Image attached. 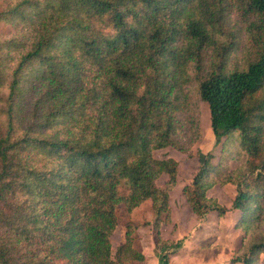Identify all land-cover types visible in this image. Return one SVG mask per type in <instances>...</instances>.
Here are the masks:
<instances>
[{"label": "trees", "instance_id": "obj_1", "mask_svg": "<svg viewBox=\"0 0 264 264\" xmlns=\"http://www.w3.org/2000/svg\"><path fill=\"white\" fill-rule=\"evenodd\" d=\"M233 12L250 44L231 69L235 41L219 35L238 36ZM0 23V264L143 262L131 225L115 251L111 236L117 204L146 200L169 264L160 225L178 161L153 152H187L178 137L194 97L214 142L236 139L246 163L204 153L183 197L200 220L223 216L208 192L231 184L242 237L229 264L264 263V0H5Z\"/></svg>", "mask_w": 264, "mask_h": 264}, {"label": "rangeland", "instance_id": "obj_2", "mask_svg": "<svg viewBox=\"0 0 264 264\" xmlns=\"http://www.w3.org/2000/svg\"><path fill=\"white\" fill-rule=\"evenodd\" d=\"M4 3L5 0H0V11L3 9ZM229 27L239 31H237L238 36L232 35L231 33L219 35L220 39L226 40L227 38H231L236 44L234 51L231 52L227 60L228 66L231 69L235 67H246L250 41L246 32V26L244 23H241L240 17L236 12L231 14ZM5 28L6 30L9 29L8 27ZM209 54L210 52L204 53L206 60L205 70L209 64ZM192 104L194 105H192L190 113L185 114L189 117L186 118L185 126L178 137L179 143L187 149V152H181L170 146L153 152L156 158L169 156L178 161V181L172 191V209L170 208L173 227L171 224L166 225L169 226L167 227L168 233L173 232V235L178 237L174 240L169 239L170 244L166 245V253L169 259L170 254L176 253L179 255L174 258L175 262L173 264H211L215 262L228 264L229 252L236 249L241 240L240 235L232 231L235 219L229 211L231 210L229 208L232 201V185L229 184L227 189L213 187L208 192L209 195H219V202L221 201L222 205L229 208L223 216H217L216 218H211L210 216L211 227L203 232V234L201 231L203 227L196 221L193 212L185 202L181 189L183 185L190 182L193 173L201 163L204 153L211 152L214 156L213 162L226 164L229 170L239 166H245L246 154L234 138L225 143H215L210 129L208 105L205 102L199 101L196 97L192 99ZM165 180L166 175L163 174L157 180V184L163 186ZM120 191L126 193L124 187H121ZM115 211L117 226L111 236L113 251L123 241L127 226L131 225L134 228L132 234L134 246L145 253L154 252L156 237L152 228L154 215L150 200L144 201L130 212L126 210L123 203H119ZM209 212L212 213L214 211ZM171 227L173 230H171ZM200 235L201 240L198 238ZM216 238L217 240L215 241ZM179 240H182L181 246L175 248L174 244ZM187 241L190 243H188L189 246L184 255L183 252H179V249L187 244ZM207 246L210 249L202 250L207 248ZM261 258L264 259V253L261 254Z\"/></svg>", "mask_w": 264, "mask_h": 264}, {"label": "crops", "instance_id": "obj_3", "mask_svg": "<svg viewBox=\"0 0 264 264\" xmlns=\"http://www.w3.org/2000/svg\"><path fill=\"white\" fill-rule=\"evenodd\" d=\"M177 181H178V179H177ZM228 185L229 184H226V185H223V186H221V185H215V186H213V187H219V189H227L228 188ZM231 185V184H230ZM175 188V187H174ZM173 188V189H174ZM232 189H231V191H232V199H233V197H234V195H235V190H234V187L232 186L231 187ZM173 189L171 190V192H170V208L172 209V203H171V197H172V191H173ZM210 191V190H209ZM221 191V190H220ZM222 192V191H221ZM212 196H214V195H212ZM215 197L218 199V201H219V195H215ZM186 202V201H185ZM187 203V202H186ZM219 203H221V201L219 202ZM222 204V203H221ZM189 206V205H188ZM229 208V207H228ZM192 211V210H191ZM230 211V213L231 214H233V217L235 218L234 219V223H233V229H232V231L234 232V233H237L238 235H240V238H241V231H240V229H237V228H235V223H236V221H237V219L240 217V212H239V210H237V209H231V210H229ZM194 214V213H193ZM194 216H195V214H194ZM210 216H211V218H216L218 215H217V213L214 211V212H212V213H207L206 214V216H205V218L204 219H202V220H200V219H198L196 216H195V219H196V221L198 222V224L199 225H202V227L203 228H201V231H202V234H203V232H205L206 230H208L211 226H210ZM215 220H217V219H215ZM218 221V220H217ZM172 223H173V221L171 220V217H170V222H167V223H162L161 225H160V235H161V237H162V239H170V240H174V239H177V237L178 236H175V235H173V232H171V233H168V230H167V227H169V226H166V225H169V224H171L172 225ZM170 225V226H171ZM172 227H173V225H172ZM171 227V230H173V228ZM168 233V234H167ZM203 237V236H202ZM200 240H201V235L198 237ZM217 240V238L215 239V241ZM241 241V240H240ZM188 243H190L189 241H187V244H185V245H183L180 249H179V252H183V254L185 255V253H186V251H187V247L189 246V244ZM240 245V244H239ZM154 248H155V246H154ZM206 249H210L208 246H207V248H205V249H202V250H206ZM144 254H145V256H146V259L143 261V262H140V263H138V264H158V258H157V256H156V254H155V251L153 252V251H151V252H147V253H145V252H143ZM230 253V256H231V254H232V251H230L229 252ZM183 255V256H184ZM170 256V259H169V264H173L175 261H174V258L176 257V256H179L178 254H170L169 255ZM230 256H229V258H230ZM229 258H228V264H229ZM179 264V263H178ZM211 264H219L218 262H215V263H211ZM235 264H241V263H235Z\"/></svg>", "mask_w": 264, "mask_h": 264}]
</instances>
